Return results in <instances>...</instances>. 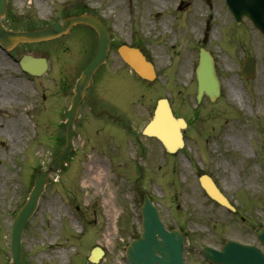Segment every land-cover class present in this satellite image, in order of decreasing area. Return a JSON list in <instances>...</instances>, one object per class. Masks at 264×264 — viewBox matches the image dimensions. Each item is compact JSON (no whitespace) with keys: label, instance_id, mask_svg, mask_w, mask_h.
<instances>
[{"label":"rangeland","instance_id":"1","mask_svg":"<svg viewBox=\"0 0 264 264\" xmlns=\"http://www.w3.org/2000/svg\"><path fill=\"white\" fill-rule=\"evenodd\" d=\"M8 1L6 24L12 17L20 25L47 23L77 5L93 8L108 22L115 40H129L132 35L153 50L160 84L148 88V104L134 105L135 112L140 108L135 123L146 122L155 97L163 91L176 114L192 120L184 147L174 154L165 152L155 139H147L140 170L130 153L111 139H99L90 147L83 136L78 137L76 151L54 174L24 229L25 264H128L125 247L140 221L138 205L133 203L137 189L151 196L166 228L184 231L188 247L219 248L226 239L258 245L253 227L264 226V43L250 23L234 25L224 0H186L179 14H175L177 0ZM207 19L212 24L205 47L215 56L221 92L212 103L203 97L194 116L193 68ZM58 42L67 51L53 60L76 62L89 54L90 45L80 26L51 46L56 49ZM249 55L255 58L256 73L245 79L240 60ZM0 58V63L6 62L2 53ZM1 67L0 264H10L13 213L27 197L34 170L45 166L60 148L55 138H61L63 130L49 121V108L37 104L31 114L25 111L29 100L22 98L29 93V84L16 90ZM69 71L72 79L75 71ZM52 73L57 76L59 72ZM113 79L111 91L121 87L111 75ZM230 86L240 91L242 106L231 97ZM20 123L24 125L19 127ZM132 129L134 135L128 131L127 141L139 138L140 127L132 124ZM7 130L17 134L8 137ZM231 138L241 140L244 147L237 148ZM97 170L103 179L94 183L91 177ZM197 171L216 181L236 207L235 213L206 196ZM95 245L104 255L91 263L87 257ZM183 259L185 264H210L186 249Z\"/></svg>","mask_w":264,"mask_h":264},{"label":"water","instance_id":"2","mask_svg":"<svg viewBox=\"0 0 264 264\" xmlns=\"http://www.w3.org/2000/svg\"><path fill=\"white\" fill-rule=\"evenodd\" d=\"M6 1L0 0V18L5 15ZM235 19H240L243 15L248 16L252 22L264 33V5L260 0H226ZM86 23L93 27L98 35V44L93 57L90 59L84 70L81 72L74 87L71 106L66 113L68 119L65 125V142L62 150L50 159L47 168L40 169L34 177L32 188L23 206L16 213L11 230L10 251L12 255L11 264H22L21 234L23 228L31 217L37 206L38 199L44 191L45 185L52 181V174L62 167L72 150V129L73 120L76 114L77 105L84 92L85 87L95 71L103 63L110 45L109 33L100 19L89 15H70L62 21H54L45 27L29 30H8L0 22V45L6 49H11L14 45L23 42H38L54 39L66 34L72 25ZM123 57L133 67L145 77L146 70L150 72L151 67L137 50L127 51L120 49ZM30 57L22 59L23 68L34 72ZM242 73L246 78L252 77L254 65L252 60H245ZM146 66V69H145ZM144 67V69H143ZM198 94L200 98L203 94L210 100H215L220 93L219 80L215 74L213 59L206 51L200 53V60L197 70ZM186 126L181 118H175L171 113L168 102L165 99L158 101L152 120L145 127L144 133L158 138L167 151L174 152L182 146L181 129ZM202 186L208 195L222 205L232 208L223 195L215 187L212 180L202 175L200 178ZM142 212V233L133 240L127 247L126 253L130 264H183V232L172 229L167 231L160 222L155 207L151 205L147 196L144 199ZM257 237L264 244V230L256 229ZM192 250V248H190ZM204 258L215 264H264V253L257 247L227 241L221 250L210 246H204L198 250ZM102 251L95 249L89 259L98 261Z\"/></svg>","mask_w":264,"mask_h":264},{"label":"flooded vegetation","instance_id":"3","mask_svg":"<svg viewBox=\"0 0 264 264\" xmlns=\"http://www.w3.org/2000/svg\"><path fill=\"white\" fill-rule=\"evenodd\" d=\"M183 9L184 7L181 8V10ZM83 12L97 15L96 12L84 6H77L69 13ZM82 26L88 30L89 35H87V39L89 42H92L96 36L95 33L90 27ZM126 43L130 47L136 46L141 49L145 58L152 61L153 50H148L144 47L140 48L137 43L132 42L130 44L127 41ZM122 44H125L124 40L118 41L112 38L111 50L113 56H110L104 63L102 70L95 77L93 75L91 78L89 86L85 90L86 93L79 103L75 126L79 136H83L85 142L90 147L94 146L98 142L97 140L108 138L118 143L120 147L128 152L133 151L132 147L138 148V153L140 152V155L143 156L147 150L144 148L146 141L151 138L139 135V138L136 137L133 141H127V132L129 130L134 135L132 124L141 125L140 123H135L134 118L139 114V109L135 112L133 108L137 103L142 105L148 103L150 82L137 75L133 68L120 57L118 49ZM66 51L60 44L56 49L49 44V46L17 45L8 53L1 50L4 54L3 57H5L4 61H6L3 64L0 63V66H2L1 70L8 76L6 79L8 82L12 80L11 84H14L12 87L18 91H22L24 90L22 86L25 87L26 83H28L29 88L32 86L36 93L38 90L40 91L38 96L31 89L29 90L27 96L22 98L29 100V104L25 107L32 108L36 102L45 105V108H49V120L57 126L63 124L65 121V112L70 106L73 85L80 71L88 61L82 57L76 62H69L67 59L59 58L53 60L54 55L60 56V54H64ZM25 54L45 59V66L43 68L41 66L43 70L42 75L35 76L22 71L19 61ZM55 62H57V66ZM70 68H73L75 71L72 79L69 75ZM54 71L60 74L57 73L56 76L52 73ZM155 73H157L156 70ZM111 75L119 81L123 89L120 87L117 90L111 91L112 87L115 86V80H111ZM25 76L28 77V82ZM190 124L189 122V126Z\"/></svg>","mask_w":264,"mask_h":264},{"label":"bare ground","instance_id":"4","mask_svg":"<svg viewBox=\"0 0 264 264\" xmlns=\"http://www.w3.org/2000/svg\"><path fill=\"white\" fill-rule=\"evenodd\" d=\"M228 88H229V92H230L231 97H232L233 99L239 101L240 105L242 106V97H241V93H240V91L237 90L234 86H230V87H228ZM22 125H24V124H23V123H20V126H19V127H21ZM7 132H8V134H7L8 137L10 136L11 138H13L14 135L17 134L16 130H13V131H11V132H9V131L7 130ZM20 137H21V136H20ZM231 141H232L233 143L235 142L237 148L240 147V146L244 147V145H243V143H242L241 140L238 141V140H235L234 138H231ZM101 173H102V172H101L100 170H97L96 172H94L93 176L91 177V180H92L94 183L102 182L103 177H102V174H101ZM109 208H111V206H109Z\"/></svg>","mask_w":264,"mask_h":264}]
</instances>
